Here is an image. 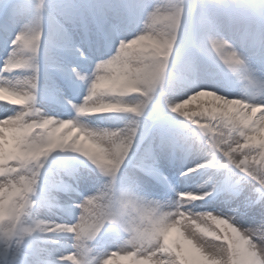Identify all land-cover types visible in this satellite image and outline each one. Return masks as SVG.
I'll return each instance as SVG.
<instances>
[{
  "label": "snow or ice",
  "instance_id": "6c2138e0",
  "mask_svg": "<svg viewBox=\"0 0 264 264\" xmlns=\"http://www.w3.org/2000/svg\"><path fill=\"white\" fill-rule=\"evenodd\" d=\"M0 30V104L17 109L0 118V264H264V0H0ZM41 60L48 98L86 88L72 117L38 109ZM202 96L211 108L184 110ZM192 155L180 177L202 182L176 192L166 173ZM89 165L102 183L65 205L75 222L41 219ZM204 200L222 210L187 207Z\"/></svg>",
  "mask_w": 264,
  "mask_h": 264
},
{
  "label": "rangeland",
  "instance_id": "374dc122",
  "mask_svg": "<svg viewBox=\"0 0 264 264\" xmlns=\"http://www.w3.org/2000/svg\"><path fill=\"white\" fill-rule=\"evenodd\" d=\"M10 31H12V30H10ZM13 35H14V33H13ZM12 38L13 37H11L10 39H12ZM129 38H131L130 35H129ZM2 51H3V53H2L3 56H1V58H0V66H2L4 59L7 58V54L10 51V49H8V50H3L2 49ZM39 67H40V77H39V79H41V77H42V75L44 73V67H43V61L42 60H41V62L39 64ZM79 70L83 71V72H85V74H87V72L91 71V68L90 67H85V68H81ZM12 75H19V73L18 72L17 73H13ZM44 79H45V77H44ZM219 79H220V82H221V89H222V90H220V94H225L226 93L229 97H233L235 95L236 91L234 89H232V88H228V86L226 85V83L223 80V77H219ZM43 83H44V85H46V81L45 80H44ZM45 87H44V91L46 93V88ZM76 89H79V94L75 93V94L72 95V93L69 90H65V92L63 90V100L61 102H63V101H67L68 102V103H64L63 102L64 105L79 104L82 101L83 96L85 95L86 88L84 87L79 102H77V100H78V98L80 96V93H81L79 84L76 85ZM202 99L205 102H207L208 104L211 103L213 105V103H214L212 101V98L206 97V98H202ZM59 105L57 107L56 113H54L53 115L52 114H48L47 112H45V114H47L48 116H52V117L58 118V119H67V118H70V117H72L74 115V114L73 115H67L65 113V107L61 106V105L59 106ZM184 107H188L189 108V104L185 105ZM191 110H190V108L186 109V111H188L189 114H193L194 112L191 111ZM15 111H17L16 108H13V107H10V106L4 105V104H0V118H2L4 116L5 112L8 115H11ZM56 115H59V116H56ZM253 118L255 119V117H253ZM123 119H124V117H121L120 114H97V115H94L92 117H89L87 122L89 123V125L91 127H94V128L114 129V128H118V127L123 126L122 125V120ZM106 121H108L109 123H106ZM73 135H74V133H73ZM261 136L264 137V132L261 133ZM55 155L56 154L54 153L53 156H55ZM51 159L52 158L50 157L49 160L51 161ZM77 159H80V158L77 157ZM186 161H187V166L185 168L180 169L179 171H176L175 173H177V172L181 173V172L185 171L186 169L193 168L196 164L202 162V157L199 156V155H192V156L188 157ZM53 167H55V165H53ZM88 168H90V165H89ZM91 170H92V173H90V175L86 174L88 171L87 172H84V171L81 172V174H82V179L80 180L81 186H85V185H89L90 186L89 189L87 188L85 190V193L83 194V196L81 198L96 194L97 190L99 189V187H100V185L102 183V180L99 178V176L96 173V171L94 169H91ZM174 170H175L174 168L170 169L171 172H174ZM194 178L195 177L191 175V177H188L185 181L184 180L183 181L175 180L174 187H175L176 192L196 191V187H198V186H196V184L192 183V181H191ZM190 181H191V183H189ZM81 198H78L76 203H79ZM150 198L160 199V197H158V196H153V197H150ZM164 199L165 200H175L176 199L175 193H173L172 196L164 197ZM187 207L190 210L194 211V212H205V211H207V212H215V211H221L222 210L219 206L215 205L214 203H208V201L205 202V203H203V201H197V202H195L193 204L187 205ZM43 214H44V217H46V220H49V219L52 220L53 219L52 216H54L53 220L56 221L58 219V217L56 215H50V217H48L49 219H47V215L49 216V213L46 210H43ZM56 217H57V219H56ZM72 217L74 219L72 221H70V223H74L76 218L78 217V215L73 214ZM56 222H58V221H56ZM241 226L242 227H248V224L247 223H242ZM201 227H204V228L208 229V231H211L212 227H214V226L201 225ZM186 229L187 230H194L190 224L183 225L181 227V232H184L185 238H187ZM198 234L202 235L203 238L206 239V240H211L212 239V237L210 235H204L203 233H198ZM168 236H169L168 239L170 241H174V242L179 243L180 240H181L180 235L176 231L170 232ZM184 250H185L186 255H189V256H193L194 255V253H192L191 248L189 246L185 245L184 246ZM68 264H71V261H69ZM113 264H128V262L127 261H121V260H114Z\"/></svg>",
  "mask_w": 264,
  "mask_h": 264
},
{
  "label": "bare ground",
  "instance_id": "6f19581e",
  "mask_svg": "<svg viewBox=\"0 0 264 264\" xmlns=\"http://www.w3.org/2000/svg\"><path fill=\"white\" fill-rule=\"evenodd\" d=\"M207 96H202V97H198L196 100H193L189 103V108L191 111H193L194 113H198L200 112L203 108L207 107V108H211L212 104H208L207 102H205L202 98H206ZM211 98V97H209ZM188 107H184V110L189 109ZM3 118V117H2ZM41 219H44V214L43 211H41V213L39 214Z\"/></svg>",
  "mask_w": 264,
  "mask_h": 264
},
{
  "label": "clouds",
  "instance_id": "9594fccd",
  "mask_svg": "<svg viewBox=\"0 0 264 264\" xmlns=\"http://www.w3.org/2000/svg\"><path fill=\"white\" fill-rule=\"evenodd\" d=\"M202 231H204V230H202ZM206 234H208V233H206ZM249 264H253V262L252 261H249Z\"/></svg>",
  "mask_w": 264,
  "mask_h": 264
}]
</instances>
